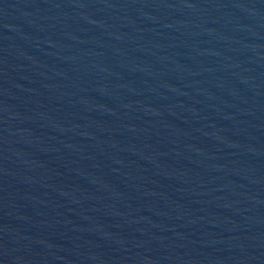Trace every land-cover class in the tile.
I'll return each instance as SVG.
<instances>
[{
    "label": "water",
    "instance_id": "obj_1",
    "mask_svg": "<svg viewBox=\"0 0 264 264\" xmlns=\"http://www.w3.org/2000/svg\"><path fill=\"white\" fill-rule=\"evenodd\" d=\"M0 264H264V0H0Z\"/></svg>",
    "mask_w": 264,
    "mask_h": 264
}]
</instances>
